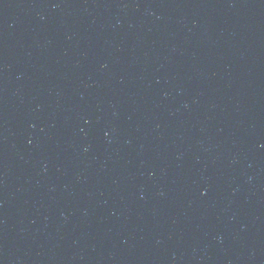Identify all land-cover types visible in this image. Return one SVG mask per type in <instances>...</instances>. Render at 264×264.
Segmentation results:
<instances>
[{"label": "water", "instance_id": "95a60500", "mask_svg": "<svg viewBox=\"0 0 264 264\" xmlns=\"http://www.w3.org/2000/svg\"><path fill=\"white\" fill-rule=\"evenodd\" d=\"M0 264H264V0H0Z\"/></svg>", "mask_w": 264, "mask_h": 264}]
</instances>
